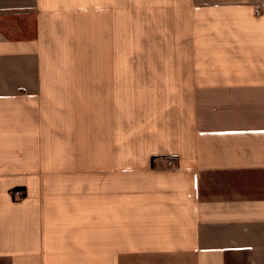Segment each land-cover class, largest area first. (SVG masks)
<instances>
[{
    "label": "crops",
    "instance_id": "crops-1",
    "mask_svg": "<svg viewBox=\"0 0 264 264\" xmlns=\"http://www.w3.org/2000/svg\"><path fill=\"white\" fill-rule=\"evenodd\" d=\"M135 4L0 0V264H264V0Z\"/></svg>",
    "mask_w": 264,
    "mask_h": 264
},
{
    "label": "rangeland",
    "instance_id": "rangeland-1",
    "mask_svg": "<svg viewBox=\"0 0 264 264\" xmlns=\"http://www.w3.org/2000/svg\"><path fill=\"white\" fill-rule=\"evenodd\" d=\"M136 5L135 4V0H125V9H126V38H128V42H127V45H128V50L129 49H132V48H135L134 46V38L132 37L133 32H135V26L134 25H131L129 22H131V17L133 14H136L137 18H139L140 16L137 14L138 11L142 10V9H137L138 7L134 6ZM143 6V5H142ZM173 10H174V30L177 32V31H181L182 30V22H180L179 20V6L175 7L173 6L172 7ZM178 11V12H177ZM136 24H138V34H140V31L141 33H146L147 35V32H149V28L145 27L144 23H140V21H136ZM146 26H150V24H146ZM160 23L157 25V30L158 32L160 33ZM181 33H179V35H176L175 34V41H176V46L177 45H180V42L177 40V38L180 36ZM142 37H140L141 39ZM138 48V47H137ZM130 63V61H129Z\"/></svg>",
    "mask_w": 264,
    "mask_h": 264
},
{
    "label": "built area",
    "instance_id": "built-area-1",
    "mask_svg": "<svg viewBox=\"0 0 264 264\" xmlns=\"http://www.w3.org/2000/svg\"><path fill=\"white\" fill-rule=\"evenodd\" d=\"M171 164V163H170ZM12 196L14 200H20L25 197V191L22 189H16L14 192H12Z\"/></svg>",
    "mask_w": 264,
    "mask_h": 264
}]
</instances>
